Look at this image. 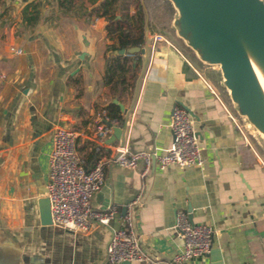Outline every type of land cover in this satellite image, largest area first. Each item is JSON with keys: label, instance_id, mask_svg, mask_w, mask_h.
<instances>
[{"label": "crops", "instance_id": "crops-1", "mask_svg": "<svg viewBox=\"0 0 264 264\" xmlns=\"http://www.w3.org/2000/svg\"><path fill=\"white\" fill-rule=\"evenodd\" d=\"M40 2L0 0V264H111L106 245L128 210L150 257L166 260L182 251L176 218L190 211L193 222L212 227V246L204 257L178 264H264L263 160L195 64L146 24L142 50L129 57L139 69L134 92L124 95V83L105 80L117 42L103 17L95 21L96 3L85 0L86 14L77 18L65 11L75 0H59L60 14ZM156 34L162 40L152 49ZM175 105L191 114L201 167L168 166L142 176V161L134 170L112 161L122 144L133 151L167 148ZM106 117L118 120L119 139L114 130L97 136ZM57 127L75 132L86 170L101 161L103 183L90 204L117 208L107 225L73 232L42 222Z\"/></svg>", "mask_w": 264, "mask_h": 264}, {"label": "built area", "instance_id": "built-area-1", "mask_svg": "<svg viewBox=\"0 0 264 264\" xmlns=\"http://www.w3.org/2000/svg\"><path fill=\"white\" fill-rule=\"evenodd\" d=\"M98 17H95V21ZM156 34L153 37L152 49L161 41ZM13 53L20 54L21 49L10 47ZM134 53H125L131 57ZM1 76V74H0ZM96 130L99 137H105L114 130L116 118H107ZM169 128L172 135L170 145L162 150L143 149L133 151L124 146L116 148L112 161L120 167L134 170L142 161V176L154 169L162 170L168 166L178 168L201 167V156L198 137L193 129L189 110L182 105H175L170 112ZM103 183V169L100 160L92 167L85 169L77 148L76 134L68 127H57L52 134V145L48 155L47 198L52 224L62 226L69 231H88L95 225H107L117 212L115 206L106 209L91 207L92 195ZM135 203V202H134ZM121 224L112 231L106 245V259L111 264L124 261H139L144 264H178L191 259L204 257L212 246L213 230L206 223L189 220L185 211H179L175 229L182 240V251L172 258L162 260L150 257L141 248L140 237L133 221L131 211L120 216Z\"/></svg>", "mask_w": 264, "mask_h": 264}, {"label": "water", "instance_id": "water-1", "mask_svg": "<svg viewBox=\"0 0 264 264\" xmlns=\"http://www.w3.org/2000/svg\"><path fill=\"white\" fill-rule=\"evenodd\" d=\"M179 6L185 24L180 25V34L190 45L198 47L201 57L208 61L219 62L227 79L231 92L241 102V110L256 117L259 128L264 132V112L258 100L251 95L252 83L244 56L226 22V16H232L252 36L264 51V0H175ZM194 24V28H191ZM187 25V26H186ZM190 29H194L189 30ZM139 47L120 49L117 54L135 53ZM232 76V81L229 78ZM114 102H117L116 100ZM113 139H119L121 130L114 128ZM125 207L123 211H125ZM42 222L52 224L49 200L45 198ZM189 220L192 215L189 211ZM120 264H130L124 261Z\"/></svg>", "mask_w": 264, "mask_h": 264}, {"label": "rangeland", "instance_id": "rangeland-1", "mask_svg": "<svg viewBox=\"0 0 264 264\" xmlns=\"http://www.w3.org/2000/svg\"><path fill=\"white\" fill-rule=\"evenodd\" d=\"M144 6L145 21L148 27V31H155L165 37L173 46L177 47L182 53L189 57V59L195 64V68L202 77V79L213 88L227 103L230 110L239 117L243 124V130L247 134L252 147L256 155H258L264 163V135L259 130V126L256 122V117L253 114L243 112L241 110V102L237 95L232 94L231 90H228V82L222 73L221 65L218 62L205 60L197 55V48L190 45L189 40L181 36L180 25L185 24L183 14L175 2V0H139ZM59 0H45L40 2L41 8L48 9L53 7L55 13L60 14L61 9L58 4ZM120 2V0H119ZM118 2V3H119ZM126 9L119 12V14H133L137 9V0H123ZM87 8L85 0H75L73 6L67 9L68 14L76 16L77 18L86 14L84 9ZM93 13H95L93 11ZM57 15V14H56ZM57 21L60 22L62 18L57 15ZM80 22L79 20L76 21ZM187 26V25H186ZM194 24H191V28H194ZM189 30H192L188 27ZM194 30V29H193ZM192 30V31H193ZM184 44H186V47ZM139 69L132 70L126 75L125 85L120 86V92L124 95L132 94L134 92V86L136 83V77L138 76Z\"/></svg>", "mask_w": 264, "mask_h": 264}, {"label": "trees", "instance_id": "trees-1", "mask_svg": "<svg viewBox=\"0 0 264 264\" xmlns=\"http://www.w3.org/2000/svg\"><path fill=\"white\" fill-rule=\"evenodd\" d=\"M74 0H65L69 5ZM90 3H96L92 11L98 17H103L106 20V29L111 38L116 39V44H111L110 49L120 50L130 47H139L144 43V30H145V13L144 6L137 0V9L133 14L122 15L119 12L126 9L123 0H88ZM119 2V3H118ZM26 9L28 6L25 7ZM24 8V9H25ZM25 13V10H24ZM34 19V17H32ZM131 66L129 57L123 55H115L112 59L109 69L105 74L106 83L117 82L123 84L126 82V75L128 72L135 70ZM113 107H117L111 104Z\"/></svg>", "mask_w": 264, "mask_h": 264}, {"label": "bare ground", "instance_id": "bare-ground-1", "mask_svg": "<svg viewBox=\"0 0 264 264\" xmlns=\"http://www.w3.org/2000/svg\"><path fill=\"white\" fill-rule=\"evenodd\" d=\"M226 22L236 39V42L244 56L248 67L249 77L252 83V93L264 112V51L257 42L256 38L252 36L242 25H240L232 16H226ZM200 57L199 50L196 51ZM219 63V62H218ZM220 66V63L218 64ZM232 81V76L229 78ZM231 90L230 87H227ZM259 130L264 132L259 128Z\"/></svg>", "mask_w": 264, "mask_h": 264}]
</instances>
